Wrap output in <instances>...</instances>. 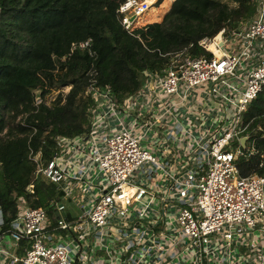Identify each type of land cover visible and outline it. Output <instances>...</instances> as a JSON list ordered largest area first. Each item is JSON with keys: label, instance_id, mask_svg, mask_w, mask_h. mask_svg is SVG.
I'll return each instance as SVG.
<instances>
[{"label": "built area", "instance_id": "2783aa9c", "mask_svg": "<svg viewBox=\"0 0 264 264\" xmlns=\"http://www.w3.org/2000/svg\"><path fill=\"white\" fill-rule=\"evenodd\" d=\"M156 1L119 4L123 29L144 25L142 13ZM196 44L210 55L192 56L182 47L166 53L160 73L143 72L139 89L120 103L126 114L141 113L129 126L108 89L101 93L89 79L88 134L56 137L57 151L35 166L64 198L85 181L82 211L49 220L43 208L21 203L5 228L0 211V264H264V179L240 176L234 165L255 152L247 140L239 144L246 128L240 114L264 91V0H255L248 20ZM89 46L87 38L70 50L91 54ZM198 99L212 106L203 115L192 106ZM155 127L188 140L173 162L143 145Z\"/></svg>", "mask_w": 264, "mask_h": 264}, {"label": "trees", "instance_id": "16d2710c", "mask_svg": "<svg viewBox=\"0 0 264 264\" xmlns=\"http://www.w3.org/2000/svg\"><path fill=\"white\" fill-rule=\"evenodd\" d=\"M123 1L0 0L3 228L21 203L43 208L49 220L60 217L63 192L36 174L35 166L57 151L56 137L88 134L94 107L86 92L89 79L121 102L139 89L143 72L165 68L166 53L186 47L192 56H209L196 44L201 37L234 27L255 13V0H230L231 7L229 0H173L160 21L127 33L116 13ZM87 38L91 54L70 50L72 43ZM35 89L40 90L39 102L34 101ZM240 123L246 125L242 134L255 152L246 159L237 157L235 168L240 176L264 179V91L247 104ZM63 218L73 219L68 212Z\"/></svg>", "mask_w": 264, "mask_h": 264}, {"label": "crops", "instance_id": "0c3cea01", "mask_svg": "<svg viewBox=\"0 0 264 264\" xmlns=\"http://www.w3.org/2000/svg\"><path fill=\"white\" fill-rule=\"evenodd\" d=\"M145 23H148V22H145ZM150 23V22H149ZM151 85H150V83H148L147 84V86H146V91H150L151 90ZM211 99V97L210 96H208L207 97V100H210ZM121 102H118V108H119V104H120ZM194 105H192V104H188V107L189 106H194V109L197 111V112H199V111H201L202 110V108L203 109H205V110H210L211 108H212V106H211V104L210 103H206V101L204 100V99H198L195 103H193ZM201 104V105H200ZM202 104H203V106H202ZM206 104V105H205ZM125 108V107H124ZM119 111L120 112H123L120 108H119ZM138 111L139 110H137V109H134V110H130L129 111V113H127V114H129V116H126V115H124V117L122 116V118H123V123L126 125V126H129V125H131L133 122H135L134 120H136V122H139V120L138 119H140L141 117L139 116V117H137V115L138 114H141V113H138ZM133 112H135V114L133 113ZM124 113V112H123ZM126 113V112H125ZM124 113V114H125ZM200 113V112H199ZM201 115H203L202 113H200ZM183 115L184 116H190V117H192L191 115L192 114H185V113H183ZM135 118H137V119H135ZM109 119H110V117H109ZM134 119V120H133ZM169 120H171V117L169 118ZM172 121V120H171ZM107 123L111 126V127H113V125L115 124V122H110V120H109V122L107 121ZM204 124H208L209 123V121L208 120H205L204 122H203ZM166 131V129H161V128H154V130L151 132V131H148L147 132V135L148 136H150V137H152L151 138V140L152 139H155V141H154V143H150L149 142V138L148 139H145L146 140V147L153 153V154H155V156H156V158L158 159V160H160L163 156L164 157H168L169 158V161L170 162H173L175 159H176V155H178V154H182L183 153V149H184V146L188 143V140L186 139V137H181V134L180 133H178V132H173V135H174V137L173 136H169V135H167V133L165 132ZM136 132H138V133H141V130H140V128H138V126H136ZM179 137H181L182 139H181V141L180 142H178L177 144H176V142H175V140H176V138H179ZM84 138V137H83ZM148 140V141H147ZM163 148H167V150H169L167 153L165 152V151H163ZM84 149V147L82 148V150ZM85 151V150H84ZM64 198V197H63ZM67 198V197H66ZM65 199V198H64ZM84 199H85V197H84ZM59 206V205H58ZM81 211H82V209H80V212L77 214V215H79L80 213H81ZM76 215V216H77ZM76 216H74V217H76ZM74 217H72V218H74Z\"/></svg>", "mask_w": 264, "mask_h": 264}, {"label": "rangeland", "instance_id": "374dc122", "mask_svg": "<svg viewBox=\"0 0 264 264\" xmlns=\"http://www.w3.org/2000/svg\"><path fill=\"white\" fill-rule=\"evenodd\" d=\"M172 1L173 0H161L158 3L156 1L153 8H150L146 12L142 13V15L140 17L141 20L139 21V23L144 24L145 22L149 23V22L160 21L162 15L164 14V12L167 11V9H168V7ZM220 1H225V0H220ZM228 5H229V7H231L233 5V2H231L229 0ZM121 115L123 117H124V115L129 116V114H126V113L124 114L123 112H121ZM109 120H110V122H112L111 119H109ZM147 137L150 139L149 140L150 143H154L155 139L151 140L152 137H150L148 135H147ZM143 145L147 146L146 140L143 141ZM60 164L63 166L65 164V162L62 161V162H60ZM88 177L90 178L92 176L89 175ZM156 178L158 179V181L160 180L159 175H157ZM84 180H85V178H84ZM85 185H86L85 181H82L81 183H78L77 185H72L74 188H73L71 195L65 199L64 198L61 199L64 210L59 211L58 215L60 217H64L66 212H68L71 217L76 216L80 212V209H81L80 207L82 205V202L84 201V196H85V200H87V193L84 191ZM48 218L51 219L52 217L48 216ZM63 234H64V232H61V235H63Z\"/></svg>", "mask_w": 264, "mask_h": 264}, {"label": "water", "instance_id": "95a60500", "mask_svg": "<svg viewBox=\"0 0 264 264\" xmlns=\"http://www.w3.org/2000/svg\"><path fill=\"white\" fill-rule=\"evenodd\" d=\"M99 89H100L101 93H105V89H104L103 87H99ZM39 92H40L39 89H35V90L33 91V93H34V101H35V102H39V101H40V95H39ZM119 108H120L123 112H126V111H125V108L123 107L122 104H119ZM133 113L135 114V112H133ZM247 138H248V136H246V135H244V136H242V137L239 138V144H240V146H242V147L244 146V142L247 140Z\"/></svg>", "mask_w": 264, "mask_h": 264}]
</instances>
